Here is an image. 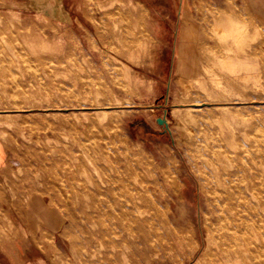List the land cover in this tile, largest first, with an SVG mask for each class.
<instances>
[{
	"label": "rangeland",
	"instance_id": "1",
	"mask_svg": "<svg viewBox=\"0 0 264 264\" xmlns=\"http://www.w3.org/2000/svg\"><path fill=\"white\" fill-rule=\"evenodd\" d=\"M192 8L195 59L188 0H0V264L32 243H51L49 264H207L218 222L202 154L220 148L254 165L258 187L251 253L230 263L264 258V43L234 22L220 31L219 11ZM115 166L129 197L150 202L145 230L112 228L111 194L96 196L98 210L86 192L95 167ZM37 215L56 222L42 240L22 230ZM176 231L192 236L181 246Z\"/></svg>",
	"mask_w": 264,
	"mask_h": 264
},
{
	"label": "bare ground",
	"instance_id": "2",
	"mask_svg": "<svg viewBox=\"0 0 264 264\" xmlns=\"http://www.w3.org/2000/svg\"><path fill=\"white\" fill-rule=\"evenodd\" d=\"M222 28H225V27H222ZM222 28L219 27L218 29L222 31ZM233 32L237 33V30L232 29V30L227 31V33H233ZM202 155H203L202 157L207 163V166L211 169V172L213 173V176L215 178V185H213V190H212V194L214 198L209 203L211 213H212L209 219L210 220L215 219L218 222L217 225H211V227H209V234H208L209 243H211L212 247L210 246L207 247V250H208L207 264H236V263H230V262H232L233 260L239 261L243 259H244L243 262H245L246 261L245 258L247 257L249 253H251V246L252 244H254L250 236L251 234H249L250 230L246 226V223H247L246 218L250 217V216L249 217L247 216V213L249 212L248 209L251 210V207L248 208L249 199L250 197H252L253 199L258 198V194L256 192L258 187L254 184L253 180L250 177V173H251V170L254 169V165L247 162L246 160H245L246 163L236 162L234 155L230 154L229 151H227L226 149H222V148L210 154H207V155L202 154ZM94 169L98 171L99 179L98 181H94L93 187L87 188L86 192L91 196V198H93V200L95 201V203L93 204H95L98 210H101V207L99 206L98 201H96L95 199L96 196L111 194V197L107 199L106 207L108 208L110 212L109 220H110V223L113 225L112 228L114 227L115 229H118V230H145L146 225L150 223L149 221L150 219L148 220L143 217L145 216L144 209L150 206V205L148 206L150 202L149 203L145 202L146 198L144 197L143 194H141L142 192L139 195V192L136 190L135 195L133 197H129V191L133 190V189L130 190L129 180L125 179L123 183L120 184L118 183V180L115 178V175L117 176L118 179L121 178L120 176L123 171L121 170L119 166H115L113 168V171L115 173L114 175L106 173L105 169L103 168L95 167ZM257 178L259 177L257 176ZM118 184L122 185L123 189H119ZM261 185L264 191V183H261ZM137 193H138V196L136 195ZM151 199L152 200L150 199L149 200L152 202L151 203L152 206L156 207L157 205L156 198L152 197ZM142 200H145L144 203L140 202ZM159 205L160 204H158V206ZM158 206L156 208H160ZM159 210L161 209H158V211ZM146 212H149V211H146ZM154 214H155V217L158 216L157 210L154 212ZM252 215H253V212H252ZM170 224H171V221H170ZM253 227H256V226H253ZM155 228H157V226ZM176 233H177L178 242L180 243L181 246L186 242V240L190 239L192 236L191 234H185L183 231H176ZM253 237L255 238V236ZM259 237H261V235ZM262 241L264 240L262 239ZM128 247L130 248V246ZM199 248H200V245L198 243L194 246L192 250L193 251L192 255ZM256 249L257 251L261 250L259 246ZM261 251H263V249ZM254 256H256L255 259L257 260L256 261L257 264H264V258H262V255H260L259 252L257 253V255H254ZM250 257H253V255ZM252 263L254 262L252 261Z\"/></svg>",
	"mask_w": 264,
	"mask_h": 264
},
{
	"label": "crops",
	"instance_id": "3",
	"mask_svg": "<svg viewBox=\"0 0 264 264\" xmlns=\"http://www.w3.org/2000/svg\"><path fill=\"white\" fill-rule=\"evenodd\" d=\"M200 3V4H199ZM192 5L194 6V11L197 10L199 5H203V8L209 7L210 10L214 12L219 11V22L217 25L221 27L222 25H228L234 22L236 28H246L247 36L256 37L257 43H264V0H188V48L187 52L189 56L194 54V59L197 57V44L202 43L199 35L196 34L197 20L196 14L192 11ZM192 18H194L192 20ZM225 24V25H224ZM193 29L194 36L190 34V30ZM222 28V27H221ZM223 29V28H222ZM223 31V30H222ZM226 31V30H225ZM228 31V29H227ZM226 31V32H227ZM182 73V70L179 71ZM194 72L196 73V65L194 63ZM188 74H192V66H189ZM1 157V154H0ZM2 164L0 162V170ZM44 216V217H43ZM43 219L40 222V216H33L31 218L24 216L25 225L22 227L24 233L29 237H38L39 240L50 235L51 230H55L56 222L53 221L51 217H46L43 215ZM33 245H25L21 250V247L17 248V252H13L12 264H49V258L47 251L51 250V243L47 246H40L39 244L32 243ZM22 251V253H21ZM32 251L40 252L43 259H37V254H32ZM46 253V254H43ZM22 255V259H20ZM22 262V263H21Z\"/></svg>",
	"mask_w": 264,
	"mask_h": 264
},
{
	"label": "water",
	"instance_id": "4",
	"mask_svg": "<svg viewBox=\"0 0 264 264\" xmlns=\"http://www.w3.org/2000/svg\"><path fill=\"white\" fill-rule=\"evenodd\" d=\"M158 123H159V124H162V125H164V126H166L165 119H163V118H159V119H158Z\"/></svg>",
	"mask_w": 264,
	"mask_h": 264
},
{
	"label": "trees",
	"instance_id": "5",
	"mask_svg": "<svg viewBox=\"0 0 264 264\" xmlns=\"http://www.w3.org/2000/svg\"><path fill=\"white\" fill-rule=\"evenodd\" d=\"M167 132V130H164V131H162V132H160L161 134H164V133H166Z\"/></svg>",
	"mask_w": 264,
	"mask_h": 264
}]
</instances>
